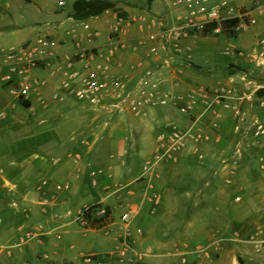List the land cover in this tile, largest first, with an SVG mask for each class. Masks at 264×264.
Segmentation results:
<instances>
[{"label":"crops","instance_id":"crops-1","mask_svg":"<svg viewBox=\"0 0 264 264\" xmlns=\"http://www.w3.org/2000/svg\"><path fill=\"white\" fill-rule=\"evenodd\" d=\"M111 1L115 2V8L106 9L84 19H75L72 16V4L69 9H54L47 13L50 19L43 26H33L29 31H24L19 29L20 25L15 21L16 13L10 1L0 0V54L16 52L17 56L21 57L26 52L27 45L36 38L46 35L62 40L64 49L70 50L73 45V37L79 38L83 35L84 24H87L90 29L99 31V37L95 39L94 45L103 48L108 43L107 36L110 27L118 17L116 7H119V4L115 0ZM141 1V4H146L145 9H129L123 6L127 12L124 17L133 21L125 27L121 39L125 40L127 44L138 43L137 52L131 53L129 49L125 48L117 56V59L122 63L123 70H127L131 61H139L141 66L129 71L131 76L139 75L143 70L149 69L157 77L162 88L169 89L178 95H185L189 87L192 86L236 89L241 93L249 92L251 99L241 102L242 107L250 114L248 119L239 122L230 110L222 105H217L214 111L204 114L195 122L188 120L189 117L175 113L176 108L173 105H169L168 108L162 106L145 108L138 115L131 113L132 117L139 122H149L152 119L160 120L161 125L157 126L158 128L152 122L151 128H147L149 132L155 129L152 133L154 134V146H156V135L160 130L164 129L168 132L172 125H178L179 122L181 125L178 127L183 129L193 123L198 132L208 134V139H202L199 142L188 140L175 158L161 161L151 171L143 170L144 163L150 160L151 156L143 152L138 153L135 155L137 158L132 157V160L137 159L135 160L137 162L134 164L131 161L130 164L131 166L136 165L138 171L135 176L127 180H122L118 172L119 169L124 168L123 166L128 167L129 161L121 158L119 154V159L113 155L104 158L102 151L109 145V136L104 135L102 130L98 131L91 127L87 135L74 144L72 151L67 154L73 156L81 153L84 159L78 163L73 161V165H70L63 158H53L62 148L60 143L48 144V149L43 151L44 154L53 158L50 164L47 155L36 154L31 160L24 161L21 159L22 154L28 152L29 149L35 151L33 149L39 147L41 143L35 139L28 146L27 138L17 140L14 138L15 134L27 135L35 123H43L50 118L57 119L61 112L58 109L52 111L53 108L70 97L66 96L61 101L53 99L52 96L59 85L60 76L54 72L55 62L51 61L50 65L41 62L28 69L25 81L28 82L31 89L28 98L21 99L18 90L23 76L12 74V82L6 83L3 75L7 68L0 59V255L4 251L7 255L5 261L0 258V264H36L33 263V259L36 257L33 250L37 247H44L48 250L42 255L46 264L62 262L64 257L69 254L68 249L73 248L74 245L70 243L68 248L62 239L63 233L57 231L66 223L57 225L55 223H58L61 213L67 209L70 201L79 194H87L88 189L85 187L87 180L90 181L92 187L105 194L99 195V199L86 203L83 207L94 203L108 206L112 221L107 224L106 229L116 232L120 222L116 215L117 211L128 204L138 206L137 216L146 205L147 218L153 220V223H159L156 222V219L176 210L169 206V199L174 197L173 195L176 197L179 192L183 195L188 191H178L170 184H163L160 172L168 166L172 168L192 166L190 158H187L189 156L195 158V164L199 170H203V167L208 165L214 167L211 179L199 176L201 177L199 179L201 186L204 188V186L211 185L213 191L218 183L216 181L220 180L226 183V180L230 179L228 176H235L236 168L246 164V161L264 172V168L260 167L258 157V153H264V141L256 142L246 139L249 134L248 122L256 112L254 110L255 96L259 95V93H253L254 83L264 80V65H258V61L237 54L235 51H242L238 47H233L232 50L227 48L223 51L222 54L230 56L232 59L220 68L201 67L193 63V50L205 49L207 42L204 39L211 35H201L200 27H195L189 31L188 35L174 40L168 30L177 22V17L187 15L188 9L184 6L174 5L171 0ZM216 1L221 0H208V3ZM229 1L234 5L249 6L245 5V0ZM64 5L65 2L61 1L60 6L64 7ZM258 23H264V15L259 17ZM261 39L257 45L246 50L247 53L258 50ZM81 45L85 46L87 43L82 40ZM20 65L24 66L22 63ZM203 71H209L215 78L208 79L202 74ZM37 81H44V84H36ZM122 127H117L112 133L121 146L125 144L126 129ZM226 142H229L231 155L220 157L219 152L223 150ZM209 150L213 152L212 159L207 158ZM247 150L250 151L249 154H247ZM247 155L249 156L248 160ZM100 157L103 158V161L99 167L96 166V161L100 160ZM87 167L100 171L95 184L92 183L89 176L85 175ZM62 180L63 184H60ZM218 193L219 191H217ZM244 194L248 198L264 199V192L257 193L251 186L245 187ZM129 200L133 203H128ZM259 210L263 213V220L255 226L250 234L260 227L259 237L264 238V202L257 208V211ZM70 214V211L67 210L65 215ZM143 217L145 215L138 217L136 226L145 222H141ZM145 225L147 224H143V227ZM158 225H147L144 232L145 230H148V233L154 232L158 229ZM36 228L39 232L38 237L25 239V232L27 230L34 231ZM2 234H10L11 244H1ZM135 236L139 238V236ZM150 237L153 238L149 233L148 238ZM214 239L218 249L222 238ZM31 242L35 243L30 244ZM12 248H17L18 252L13 254L10 250ZM61 254L64 256L60 257ZM200 257L201 255L198 254L197 258ZM247 259L246 264H264V252L255 250Z\"/></svg>","mask_w":264,"mask_h":264},{"label":"rangeland","instance_id":"rangeland-1","mask_svg":"<svg viewBox=\"0 0 264 264\" xmlns=\"http://www.w3.org/2000/svg\"><path fill=\"white\" fill-rule=\"evenodd\" d=\"M9 1L12 8L15 9V21L20 25L19 29L29 31L33 26H43L50 19L47 14L49 11L60 8L69 9L73 0ZM61 1L65 2L64 7L60 6ZM115 1L119 4V7H116L118 15L123 17L127 14L123 6L129 9L146 8V4H141V0ZM251 2L252 0H245V5L250 6ZM213 34L219 35L214 36ZM227 34H229L228 31L223 29L220 32L211 30L201 32V35L211 36L204 39L207 42L205 43L207 44L205 49L193 50L192 62L201 67L220 68L225 66L231 61L232 57L225 56L222 54L223 51L227 48L232 50L233 47H238L243 52H247L246 50L257 45L262 35H264V23H257L250 28H246L236 37H227ZM145 70L140 72L139 75L143 74ZM202 74L207 76L208 79L215 78L209 71H203ZM258 93L260 95V91ZM57 109L61 112L57 119L50 118L43 123H35L31 132L29 131L27 135L15 134L14 138L17 140L27 138L28 146L35 139L41 143L39 147L33 149L35 151L29 149L28 152H24L22 160H31L36 154L47 155L43 151L48 149V144L60 143L62 148L53 158H63L70 165H73V156L67 154L72 151L74 144H77L83 136L87 135L90 127L98 131L102 130L104 135L109 136V145L102 151L104 158L113 155L116 159H119L120 156L129 161L128 167L123 166L124 168L119 169L118 173L121 175L122 180L135 176L138 171L136 165H130L133 161L132 157L137 158L135 155L140 152L152 157L155 152L156 146H154V134H152L155 129L149 132L147 128H151V122L159 127L161 125L160 120L152 119L149 122H139L132 117L130 110L119 113L112 111L110 108L93 109L72 97L66 99L63 103H59L52 111ZM174 112L178 113L177 109ZM177 124L174 125H181L180 122ZM120 126L126 128L125 144L123 146L118 144L115 136H112L115 129ZM246 139L253 140L250 134H247ZM123 150L126 152H123ZM249 153L250 151L247 150V154ZM79 154L80 160H83L82 154ZM212 154V150H209L207 158H211ZM219 155L220 157L231 155L229 142H226ZM47 157L50 164L53 158L48 155ZM84 157L86 158V155ZM100 158L102 160L96 161V166L99 167L103 161V158ZM187 158H190L189 160L193 163L192 166L183 168L168 166L160 172L163 184H170L172 188L178 189V191H188L183 195L180 192L176 193V197L173 195L174 197L169 199V206L174 207L176 210L156 219V222L159 223H153V220L147 218V206L145 205L139 216H136L133 220L129 235L125 238L122 236L123 232L119 225L116 232L106 229L107 224L112 221L111 211L107 220H103L104 224H101V219L95 217L89 220L88 230L75 221L77 211L84 204L95 201L99 199V195L105 194L103 191H98L92 187L90 181L87 180L85 182V187L88 189L87 194H79L70 201L67 209H64L61 213L58 223H55V225L66 223L57 231L63 233L62 239L67 247L70 243H73L74 247L71 249L68 247L69 254L64 257L65 259L62 262L52 264H246L247 258L251 256L252 252H255L254 246L248 241L249 234L263 220V213L260 210L257 211V208L264 202V199L248 198L244 194V190L246 186H251L254 187L257 193L264 192V172L246 161V164L236 168L235 176H228L232 180L231 183H223L218 179L219 181H216L218 183L213 191L211 185L204 186V188L201 186L199 181L201 177L199 176L211 179V172L214 167L208 165L204 166L203 170H199L195 164V158L191 156ZM248 158L247 155V160ZM135 160L137 159H134V164L137 162ZM90 170L91 167H87L85 171L87 177ZM96 170L98 171V169ZM60 184H63V180ZM240 187L242 188V197L239 201H235L234 197L240 191ZM200 190H202L201 193H198ZM217 191H219V195ZM128 203L133 202L129 200ZM126 206L118 209L116 214L118 218ZM67 210L71 213L68 216L65 215ZM142 215H145L141 218L142 223L145 221L143 224H159L158 229L149 232L153 238H148V230L144 232V228L148 227L147 225L144 227L143 224L135 225L138 217L140 218ZM137 230L141 232H137ZM234 231H236V234H234ZM2 236L1 244L10 243V234H2ZM218 237L222 238V241L217 249V242L214 238ZM61 240L58 241L61 242ZM34 243L31 242L30 244ZM198 246L201 250L198 249ZM10 250L13 254L18 252L17 248ZM45 251L48 252L44 247L34 248L33 254L36 257L33 259V263L46 264V260L42 257ZM196 254H200L201 257L197 258ZM63 256V254L60 255V257ZM0 258L3 261L6 260L5 251L1 253ZM87 259H90V261H87Z\"/></svg>","mask_w":264,"mask_h":264},{"label":"built area","instance_id":"built-area-1","mask_svg":"<svg viewBox=\"0 0 264 264\" xmlns=\"http://www.w3.org/2000/svg\"><path fill=\"white\" fill-rule=\"evenodd\" d=\"M174 5L184 6L188 9L186 16L177 17V22L169 28L170 36L174 40L189 34L195 27L204 24L215 23L211 29L213 32L222 30V22L231 21L229 26L233 34L250 28L258 23L259 17L264 15V0H252L249 7L237 6L229 0H221L208 3V0H171ZM133 20L119 16L111 25L108 33V43L103 48L94 45L95 39L99 37L97 29H90L87 24L81 37H73L72 48L64 49L63 41L50 35L36 38L25 47L23 56H17L16 52L0 54V59L5 63L7 71L3 75L6 83L12 82V74L21 75L22 80L19 85L18 95L21 99H27L31 86L25 81V75L29 68L35 67L38 63L50 65L55 62L54 72L60 76L59 85L53 94V99L61 101L65 96H70L78 102L90 108H110L115 112L130 110L138 115L145 108L162 106L168 108L175 106L178 113L186 115L194 122L204 114L214 111L217 105H222L229 109L231 114L239 122L246 121L249 112L242 107L241 102L251 99L249 92H239L234 89H211L208 87H189L185 95H178L169 89L161 87L159 80L153 72L145 70L141 75L131 76L129 71H133L141 66L139 61H131L127 70H123L122 63L117 59L121 50L127 48L131 53L138 51V43L127 42L121 39L126 26ZM87 45H81V41ZM239 55H244L251 60L258 61V65H264V35L260 41V47L254 52L235 51ZM24 64V66H21ZM42 85L44 81H37ZM255 96L253 117L249 120L247 130L256 142L264 141V80L254 83L253 93ZM238 129V127H237ZM207 140L208 134H201L194 124H190L186 129L172 125L170 131L160 130L156 135L155 152L151 159L144 163L143 170L151 171L163 160L175 158L188 140L199 142ZM264 147V145H263ZM123 152H126L123 150ZM264 154V153H263ZM258 153L260 167L264 168V155ZM80 154L73 155V161L78 163ZM99 172L91 169L89 177L92 183H96ZM226 183H231L230 179ZM59 188V186H58ZM240 191L235 195L234 200L239 201L242 197ZM90 205L79 209L75 216V221L83 228H89V219L86 213ZM90 214L95 218L107 220L105 206L100 205L90 209ZM138 214L137 205L127 206L119 216V228L123 232V237L129 235L133 220ZM260 227L250 234L249 242L257 252H264V238L259 237ZM262 231V230H261ZM137 232H141L137 230ZM38 229L27 230L25 239L38 237ZM90 261V259H87Z\"/></svg>","mask_w":264,"mask_h":264},{"label":"trees","instance_id":"trees-1","mask_svg":"<svg viewBox=\"0 0 264 264\" xmlns=\"http://www.w3.org/2000/svg\"><path fill=\"white\" fill-rule=\"evenodd\" d=\"M29 1V0H27ZM109 8H115V2L111 0H75L72 4V16L75 19H84L92 15L99 14L103 12L106 9ZM231 24V21H224L222 22V29L224 31H228L229 34H227V37H236L237 34H233L232 31H230L229 26ZM216 24L215 23H209L204 24L200 27L201 32H208L210 31ZM100 203H95L90 205L89 211L86 213V217L91 220L93 217L90 214V209H94L98 206H100ZM106 209V215L110 213V209L108 206H105ZM100 222L101 224L103 222L102 218Z\"/></svg>","mask_w":264,"mask_h":264}]
</instances>
